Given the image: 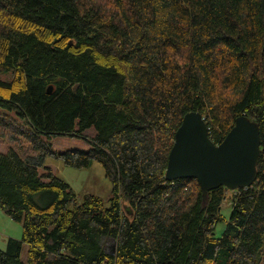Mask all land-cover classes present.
Here are the masks:
<instances>
[{
    "label": "trees",
    "instance_id": "16d2710c",
    "mask_svg": "<svg viewBox=\"0 0 264 264\" xmlns=\"http://www.w3.org/2000/svg\"><path fill=\"white\" fill-rule=\"evenodd\" d=\"M1 73L0 208L23 234L0 264H264V0H0ZM190 111L216 144L243 114L259 124L253 185L204 200L165 178ZM56 135L90 150L56 153ZM49 157L101 164L110 204L79 202Z\"/></svg>",
    "mask_w": 264,
    "mask_h": 264
},
{
    "label": "water",
    "instance_id": "95a60500",
    "mask_svg": "<svg viewBox=\"0 0 264 264\" xmlns=\"http://www.w3.org/2000/svg\"><path fill=\"white\" fill-rule=\"evenodd\" d=\"M52 88H47L48 92ZM204 120L200 111L185 114L174 134L165 178L169 181L196 179L204 200L209 191L220 186L236 190L253 185L261 155L259 124L243 114L234 119V126L224 140L216 144Z\"/></svg>",
    "mask_w": 264,
    "mask_h": 264
},
{
    "label": "rangeland",
    "instance_id": "374dc122",
    "mask_svg": "<svg viewBox=\"0 0 264 264\" xmlns=\"http://www.w3.org/2000/svg\"><path fill=\"white\" fill-rule=\"evenodd\" d=\"M9 73H1V79H9ZM90 135L95 134L94 128L88 130ZM48 141L51 142L52 149L56 153H61L66 150L79 149L83 152L90 150V143L82 137L71 136V135H56L52 136ZM9 142L7 139L0 138V154L7 153L9 149ZM46 166L53 169V172L58 178L65 180L77 195L79 202H82L85 195L91 194L101 197L106 206L110 204L109 199L112 196V182L105 177V170L101 164L94 162L90 167L76 168L66 165L61 159L49 157L46 161ZM41 173L45 172L44 168L40 169ZM231 193H228L230 196ZM231 202L228 199L223 203V214L225 217H229L231 213ZM225 228V223H220L216 230V235H221ZM23 229L22 225L17 221L11 219L1 208H0V249L4 250L6 244L10 238L20 240L22 238ZM27 244L23 243L22 254L20 257L24 261L27 260Z\"/></svg>",
    "mask_w": 264,
    "mask_h": 264
}]
</instances>
